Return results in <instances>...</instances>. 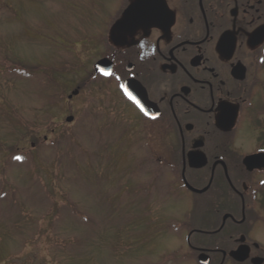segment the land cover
I'll use <instances>...</instances> for the list:
<instances>
[{"label":"flooded vegetation","instance_id":"af4514ba","mask_svg":"<svg viewBox=\"0 0 264 264\" xmlns=\"http://www.w3.org/2000/svg\"><path fill=\"white\" fill-rule=\"evenodd\" d=\"M133 1L105 11L68 99L89 87L100 93L99 139L108 135L121 157L140 153L138 166L121 168L133 190L160 203L177 191L192 196L181 201L197 213L165 229L182 239L173 259L264 264V119L254 111L264 87V0H161L153 21L116 30Z\"/></svg>","mask_w":264,"mask_h":264},{"label":"rangeland","instance_id":"374dc122","mask_svg":"<svg viewBox=\"0 0 264 264\" xmlns=\"http://www.w3.org/2000/svg\"><path fill=\"white\" fill-rule=\"evenodd\" d=\"M118 1L0 0V264L187 263L172 258L182 239L165 229L197 213L181 201L192 196L160 203L133 190L121 168L140 153L121 157L99 139L100 93L68 99L82 80L73 63L90 66L92 35ZM52 76L62 86L54 99ZM254 111L264 119V87Z\"/></svg>","mask_w":264,"mask_h":264},{"label":"water","instance_id":"95a60500","mask_svg":"<svg viewBox=\"0 0 264 264\" xmlns=\"http://www.w3.org/2000/svg\"><path fill=\"white\" fill-rule=\"evenodd\" d=\"M159 10H161V0H134L124 11L123 17L115 24L114 28L125 32L134 31L138 27H142L143 23L153 21L152 17L156 15ZM73 94H76V91H74ZM72 120L73 116L67 117L68 122ZM258 157L259 156H254V159Z\"/></svg>","mask_w":264,"mask_h":264},{"label":"trees","instance_id":"16d2710c","mask_svg":"<svg viewBox=\"0 0 264 264\" xmlns=\"http://www.w3.org/2000/svg\"><path fill=\"white\" fill-rule=\"evenodd\" d=\"M71 63V65H72V60H68V61H65V63H64V66H63V69H64V67L67 65L66 63ZM77 67V66H79V65H77V62H74L73 63V65H72V68H74V67ZM44 81H45V86H44V88H53L52 86H55L56 87V90H54V88H53V90H54V92L51 94V99L53 98L54 99V97H59V95H58V92H57V94H56V91L57 90H59L60 91V93H61V91H62V86L60 85V82H58L53 76L52 77H49V78H47L46 80L44 79ZM64 91V90H63Z\"/></svg>","mask_w":264,"mask_h":264},{"label":"snow or ice","instance_id":"6c2138e0","mask_svg":"<svg viewBox=\"0 0 264 264\" xmlns=\"http://www.w3.org/2000/svg\"><path fill=\"white\" fill-rule=\"evenodd\" d=\"M17 159H21V157H17Z\"/></svg>","mask_w":264,"mask_h":264}]
</instances>
